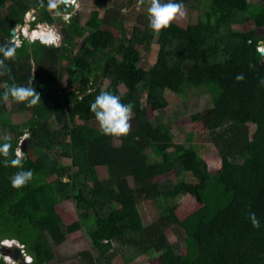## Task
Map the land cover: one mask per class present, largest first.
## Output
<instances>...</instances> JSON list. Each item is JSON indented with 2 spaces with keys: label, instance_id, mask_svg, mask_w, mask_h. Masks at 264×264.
I'll list each match as a JSON object with an SVG mask.
<instances>
[{
  "label": "trees",
  "instance_id": "16d2710c",
  "mask_svg": "<svg viewBox=\"0 0 264 264\" xmlns=\"http://www.w3.org/2000/svg\"><path fill=\"white\" fill-rule=\"evenodd\" d=\"M194 1L197 4L191 6ZM206 1L207 8L185 27L172 22L156 35L149 26L136 25L128 38L117 5L107 6L103 17L94 10L83 25L78 14L63 21L73 12L72 4L49 11L48 0H0V45L12 42L11 31L25 24L36 3L32 28L38 22L64 23L60 47L39 40L30 43L19 36L17 58L6 61L15 83L27 86L33 79L41 101L31 108L0 101V129L13 135L12 158L20 137L28 134L24 170L36 169L33 179L17 190L9 178L19 169L5 167L0 157V245L17 242L33 257L32 264H53L58 259L56 249L86 229L99 255L83 251L79 264H114L112 242L143 255L154 251L162 264H264V56L256 51L264 33L234 28L249 23L264 28V4ZM173 2L196 8L202 0ZM106 25L117 27L120 36L106 31ZM80 38H85L82 47L77 44ZM153 43L159 47L157 60L147 70L141 66L140 48L150 52ZM64 57L69 61L66 67L61 66ZM238 74H243V81L236 80ZM106 80L110 85L104 89L101 84ZM12 82L0 76V94ZM102 89L119 95L139 115L127 136L116 138L99 131L90 104ZM194 90L209 92L213 103L216 126L209 125V138L221 160L215 172L195 147L175 143L168 125L143 118L148 107L161 113L169 106L167 91L186 96ZM13 113L31 118L15 125ZM203 119L201 112L191 116L194 122ZM152 145L164 152L161 159L152 151L150 158ZM32 152L40 153L38 160L33 161ZM62 160H70L71 165L63 166ZM160 160L177 177L190 175L194 182L155 183L154 166ZM100 168L107 169L106 180L100 178ZM183 196L192 197L200 208L181 221L170 202ZM159 199L167 205L163 216L148 226L141 203ZM68 201H76L80 217L70 227L58 212ZM249 212L259 219V229L252 226ZM170 225L183 233L184 254L165 234ZM0 264H9L1 252Z\"/></svg>",
  "mask_w": 264,
  "mask_h": 264
},
{
  "label": "rangeland",
  "instance_id": "374dc122",
  "mask_svg": "<svg viewBox=\"0 0 264 264\" xmlns=\"http://www.w3.org/2000/svg\"><path fill=\"white\" fill-rule=\"evenodd\" d=\"M131 1V3H130ZM252 3H259L264 4V0H250ZM130 3V5L128 4ZM193 4H197V2H191V6ZM106 5V7H105ZM120 7L119 9L122 10L124 14L125 20V29L127 31V37L131 38L133 33L134 27L137 26H149L148 25V15H147V8H148V0H144V3L141 4L140 0H77L76 4L74 5V10L71 14L64 16L63 21L69 22L73 15H79L81 17V21L83 25H86L88 19L91 16V13L99 9L102 13V17L106 12L107 6ZM116 6V7H117ZM185 7L186 15L184 18H177L173 22L179 24L181 26H187L191 22H195L199 16V14L208 6V2L206 0H202L200 6L197 5L196 8L192 7ZM30 14H27L26 19L31 21L33 19L32 15L35 14V10L32 9ZM118 13L116 10L114 14ZM36 15V14H35ZM62 14H57L56 16H60ZM31 18V19H30ZM64 23L58 22L55 24L50 25V28H54L57 32H59L62 36L63 43V35H62V28ZM31 23V28H32ZM47 28L45 23L38 22L34 28L38 29L36 32L31 33V36H34L36 33L40 35L44 29ZM106 31L111 32L115 36H120V31L117 27L106 25L103 27ZM238 30L242 29L243 31H252L255 33H264V28L256 29L252 23L246 25H237L234 27ZM16 30H20V33H25L27 30L22 31L21 28L17 27ZM28 32V31H27ZM15 44L19 45L21 38H19V34L14 37ZM12 40V41H13ZM85 43V38H80L77 40V44L79 47H82ZM158 45L153 43L152 49L150 52H145L141 48V55L143 57V61L141 66L144 69H150L157 60V52H158ZM69 61L67 57L62 58L61 66L66 67ZM68 76L65 77L64 82L67 81ZM67 84V82H66ZM94 84L92 83L91 86ZM102 87L107 89L110 85L109 81L102 82ZM122 92H126V88L122 87ZM169 106L163 110L161 113L154 112V110L148 107V113L146 117H143L146 120H150L153 123H164L170 127V130L174 134V142L175 143H185L186 145H192L195 147L204 157V159L209 163L210 169L212 172H215L221 166V160L218 156L217 149L214 147V144L209 138L210 127L209 125H213L214 128L216 125L212 124L213 122V113H212V100L210 97L209 92L205 90H194L187 92L186 96H180L175 94L171 91L166 92ZM146 100V95L144 97ZM144 100V104L146 102ZM10 106H8L9 108ZM11 109V108H10ZM11 111V110H10ZM201 112L203 115L202 122H194L191 120V116L195 113ZM139 117L136 113L133 112L132 119H131V129L136 127L135 118ZM31 115H22L18 113H13L11 115V121L15 125H23L29 119ZM79 126L83 125V122L77 121ZM251 130H254V126H250ZM5 133L0 129V136L4 135ZM11 138L13 135L11 133H7ZM26 137L30 138V135H22L20 139H25ZM152 153L157 155L158 158L164 155V152L158 151L154 145L150 149H148V154L151 157ZM40 157V153L32 152L31 158L33 161L38 160ZM153 162V161H151ZM61 164L63 166H70V160H62ZM156 171L154 173L153 181L155 183H159L163 185L164 182H168L170 184H175L180 181L185 182H194V179L190 175H182L181 177H177L173 170L170 168L169 164L164 163L160 160L157 166H154ZM31 170L36 172L34 166H31ZM100 178L102 180H106V168H100L99 170ZM132 187H135L133 181H131ZM109 197L113 195L108 194ZM171 205H175L177 207L176 215L177 217L183 221L186 217L192 215L196 212L200 206L195 202V200L190 196H183L179 197L174 201L170 202ZM166 203L159 199V201H143L141 203V208L143 211V219L148 226L152 224H156L160 221L163 216V211L166 208ZM58 212L64 220V223L67 227L73 226L80 221L79 214L77 212V203L76 201H68L58 207ZM90 232L86 229L83 231L73 234L68 242L60 246L56 249L58 254L57 261L53 262V264H79L80 262V253L83 251H90L94 253L96 257H98V252L94 250L90 237ZM165 234L168 236V239L174 246H177L178 251L181 254H184L187 250L184 240H183V233L181 229L177 226H168L165 228ZM3 244V243H2ZM12 244V243H11ZM14 244V243H13ZM4 245V244H3ZM120 246L117 247L115 251L116 257L114 259V264H162L160 257L154 251H150L147 254L143 255L138 253V251L134 248L129 246ZM15 246V245H12ZM0 247H2L0 245ZM3 248V247H2ZM11 248V247H10ZM1 255L13 260L12 253H9L7 250L3 249L0 251Z\"/></svg>",
  "mask_w": 264,
  "mask_h": 264
},
{
  "label": "clouds",
  "instance_id": "9594fccd",
  "mask_svg": "<svg viewBox=\"0 0 264 264\" xmlns=\"http://www.w3.org/2000/svg\"><path fill=\"white\" fill-rule=\"evenodd\" d=\"M68 2L69 4L75 5L77 0H69ZM68 2H66V0H48L47 8L49 11L57 10L60 5L65 3L67 4ZM140 3L143 4L144 0H140ZM148 5V25L149 28L156 35H159L162 30L168 29L175 19H182L186 15V9L184 4L175 3L173 2V0H168V2L166 3L162 2V0H148ZM30 13L31 12H29L28 14ZM46 26L47 28H45L44 31L38 37H29V35L31 36V33H34L38 30L32 29L31 27L27 30V33H20V30H16V35L19 34V36L29 39L30 43L39 40L40 43L45 46H52L57 48L60 47L62 42L61 34L57 32L54 28H50V25ZM18 27L21 28L20 26ZM20 44L21 42L19 43V45H16L13 40L10 43L0 45V56H2V58H0V76H8L11 80H13L11 84L5 85L2 94H0V101L4 103H8L9 101L17 104L23 103L26 107L31 108L38 105L41 101L40 93H38L36 89L32 86L33 79L28 82L27 86L15 83L14 77H11V69L9 68L8 64H6V61H14L17 58V46H20ZM256 51L261 56H264V42L257 44ZM250 67L253 66L250 65ZM243 79V74H238L236 76L237 81H243ZM261 83L264 84V79L261 80ZM90 111L94 114L95 119L98 122L99 131L101 132V134L120 138L125 137L130 133L132 127L131 119L133 115L132 105L122 103L121 97L119 95L113 94L110 91L102 89L99 94L95 97V100L90 104ZM26 139L30 138L26 137L25 139L20 140V146L15 152V157L12 158V145L10 143L11 137L7 133L0 136V141H3L2 143H0V157H3L2 163L5 167L10 166L19 169L18 171L13 173L9 178L11 186L17 190L25 187L33 179V171L31 169L24 170V160L27 154L23 152L22 147ZM248 218L250 219L251 224L254 228H260V221L256 217V214L254 212H249ZM10 243H12L11 246H8L7 244ZM106 243L108 244L109 242ZM3 244L7 245L5 247L12 250L17 246L21 248L23 250V255L26 260V255L28 254L25 252L24 246L22 247V245L14 241H6ZM112 245L114 248L113 251H116L117 247L120 246L116 242H112ZM2 247L3 249H5L4 246ZM9 253L13 254V251ZM5 260L9 264H19L14 259H10V257H5Z\"/></svg>",
  "mask_w": 264,
  "mask_h": 264
},
{
  "label": "water",
  "instance_id": "95a60500",
  "mask_svg": "<svg viewBox=\"0 0 264 264\" xmlns=\"http://www.w3.org/2000/svg\"><path fill=\"white\" fill-rule=\"evenodd\" d=\"M66 2H68V0H66ZM37 6H38V3H36V4L34 5V8H33V9H34L35 11H36V9H37ZM16 33H17L16 29H14V30L11 31V34H12V35H16ZM28 147H29V139H26V140L24 141V145H23V147H22V150H23V152H24L25 154L28 153ZM2 246L5 247V245H2ZM5 249L8 250L9 252H12V251H13L12 258H13L16 262H18L19 264H29V263L25 260V257H24V255H23V250H22L21 248H19L18 246L15 247L13 250H12V249H9V248H7V247H5Z\"/></svg>",
  "mask_w": 264,
  "mask_h": 264
},
{
  "label": "built area",
  "instance_id": "2783aa9c",
  "mask_svg": "<svg viewBox=\"0 0 264 264\" xmlns=\"http://www.w3.org/2000/svg\"><path fill=\"white\" fill-rule=\"evenodd\" d=\"M67 5H69V2L67 3ZM33 19L31 21H28L27 19L25 20V24L23 26H20L22 28V30H28L31 27V22L33 20H35V16H32ZM31 19V18H30ZM21 42V41H20ZM23 143V142H22ZM21 151V150H20ZM22 152V151H21ZM23 153V152H22ZM23 247V246H22ZM26 260L28 261L29 264H32L33 262V257L26 255ZM17 264V263H16Z\"/></svg>",
  "mask_w": 264,
  "mask_h": 264
},
{
  "label": "bare ground",
  "instance_id": "6f19581e",
  "mask_svg": "<svg viewBox=\"0 0 264 264\" xmlns=\"http://www.w3.org/2000/svg\"><path fill=\"white\" fill-rule=\"evenodd\" d=\"M68 1H69V0H68ZM25 33H27V31H26ZM34 36H37V37H38L39 35L36 33ZM5 246H7V245H5Z\"/></svg>",
  "mask_w": 264,
  "mask_h": 264
}]
</instances>
